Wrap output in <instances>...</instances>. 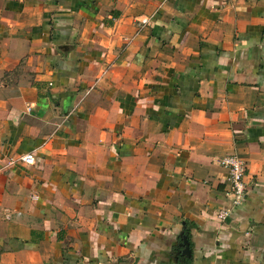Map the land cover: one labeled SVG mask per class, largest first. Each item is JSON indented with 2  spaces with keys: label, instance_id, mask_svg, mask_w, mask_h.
Masks as SVG:
<instances>
[{
  "label": "crops",
  "instance_id": "crops-1",
  "mask_svg": "<svg viewBox=\"0 0 264 264\" xmlns=\"http://www.w3.org/2000/svg\"><path fill=\"white\" fill-rule=\"evenodd\" d=\"M0 264H264V0H0Z\"/></svg>",
  "mask_w": 264,
  "mask_h": 264
},
{
  "label": "built area",
  "instance_id": "built-area-1",
  "mask_svg": "<svg viewBox=\"0 0 264 264\" xmlns=\"http://www.w3.org/2000/svg\"><path fill=\"white\" fill-rule=\"evenodd\" d=\"M22 159L29 163L34 160L32 154H25ZM219 164L226 169V181L229 186L227 194L230 196V205H238L247 193V184L244 181L245 163L236 154H227L219 159ZM226 214V211H221L218 217L223 219Z\"/></svg>",
  "mask_w": 264,
  "mask_h": 264
},
{
  "label": "water",
  "instance_id": "water-1",
  "mask_svg": "<svg viewBox=\"0 0 264 264\" xmlns=\"http://www.w3.org/2000/svg\"><path fill=\"white\" fill-rule=\"evenodd\" d=\"M178 246L180 247V250L178 251L179 254L190 256L189 244L185 235L181 237V242Z\"/></svg>",
  "mask_w": 264,
  "mask_h": 264
}]
</instances>
